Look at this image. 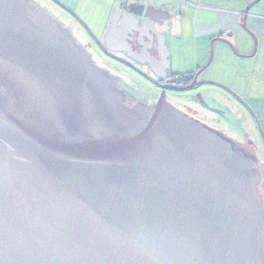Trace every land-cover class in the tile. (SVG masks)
<instances>
[{
  "label": "water",
  "instance_id": "1",
  "mask_svg": "<svg viewBox=\"0 0 264 264\" xmlns=\"http://www.w3.org/2000/svg\"><path fill=\"white\" fill-rule=\"evenodd\" d=\"M155 14L114 8L103 45L161 79ZM112 80L36 0H0V264H264L249 141Z\"/></svg>",
  "mask_w": 264,
  "mask_h": 264
},
{
  "label": "rangeland",
  "instance_id": "2",
  "mask_svg": "<svg viewBox=\"0 0 264 264\" xmlns=\"http://www.w3.org/2000/svg\"><path fill=\"white\" fill-rule=\"evenodd\" d=\"M42 1L45 3H39L40 1L38 3L43 8L48 9L57 20L72 30L78 43L87 48L90 58L97 66L118 79V83L124 89L126 88L132 91L131 93H133V96L144 101L147 100L146 102L149 104L156 102H154V96L150 95L152 93L157 95L158 88L149 85L146 82L147 79H144L142 73H135L132 70H128L122 63L113 58L110 59V57L104 55L100 50L98 45H102V39L93 40L91 34L95 33L94 31H97V25L94 23L95 19L89 17L82 20L84 14L78 13L75 9L73 10L72 7L74 6L71 4L65 3V6L58 4L56 0ZM66 8L70 11L73 10V13H69ZM89 11H92V9H89ZM88 15L91 16V13H88L85 16L87 17ZM96 22H98V20H96ZM256 42L258 43V40ZM209 43L210 40L208 44ZM221 44L222 43L215 44L213 47L214 54L212 62L208 69L201 74V78L203 77V79L206 80L209 74L210 76H213L214 78L209 80L214 83H206L202 87L195 88L190 92L191 97L189 98L193 101H197L201 106H205V111H202L195 106V110L198 108L196 116L200 121L209 124L212 127L211 129L215 131L217 130V132L224 135L231 136L237 140L241 146H246L247 141H249L254 153L258 156L264 171V75L255 74L254 72H251L250 69H254V67L258 68L259 65H264V62H262V59L264 61V52L261 48L263 43L261 42L259 44L260 47L258 45L253 57L241 58L242 56L238 57V55L234 57L236 54L232 55L229 53V59H227V56L221 51V48H225L226 46ZM252 44L251 53L255 46L254 38H252ZM206 50L207 47L204 46L202 56L200 57V59L203 58V61L198 63V66L200 67L206 63L208 59L207 57L210 55V52H206ZM169 56L172 67L170 72L183 74L195 68V66H192V56L191 53H189L188 48L187 51L182 54L184 60H173V53L170 52V50ZM231 59H235L236 61L232 62ZM257 61L259 63L258 66H256ZM256 84L260 85V88H258L259 90L254 88ZM229 86L231 90L233 88L238 93L245 96L243 102L235 98L230 92ZM245 91L247 92L245 93ZM249 92L253 93L255 96L251 97L253 94H248ZM246 106H249V108L251 106L253 113H251Z\"/></svg>",
  "mask_w": 264,
  "mask_h": 264
},
{
  "label": "crops",
  "instance_id": "3",
  "mask_svg": "<svg viewBox=\"0 0 264 264\" xmlns=\"http://www.w3.org/2000/svg\"><path fill=\"white\" fill-rule=\"evenodd\" d=\"M36 1H40L39 3L44 2L42 0ZM253 1L255 0H56L60 5L66 3L74 6L72 7L73 10L75 9L78 13L84 14L82 20L89 17L95 19L94 23L97 25V31L91 33L95 39L104 37L108 29L109 16L114 8L140 5L145 12L162 13L155 15L164 18L165 25L160 30L166 37V44L170 52L173 53V60H184L182 54L188 48L192 56V66H195L194 69L200 67L198 63L203 61V58L200 59V57L204 46L207 47L206 52H210L211 46L213 48L215 44L222 43L226 47L220 48L227 59L230 57L229 53L236 54L234 57L237 55L238 57L242 56L241 58L253 57L261 42L263 43L261 48L264 52V0H259L258 3L250 6ZM248 7L249 9L246 10ZM89 9H92V11H89ZM66 10L73 13V10L70 11L67 8ZM88 13H91V16L86 17L85 15ZM252 38L255 40V51L253 49L251 53ZM209 40L210 43L208 44ZM207 58L209 59V57ZM231 61L235 62L236 60L231 59ZM262 62H264L263 59ZM258 65L257 61L256 66ZM250 69L255 74L264 75V65ZM212 77L210 74L208 75L211 80ZM254 88L259 90L260 85L256 84ZM238 94L240 98L244 99L243 94ZM248 94L252 95L253 93L249 92ZM253 96L255 95L253 94L251 97Z\"/></svg>",
  "mask_w": 264,
  "mask_h": 264
},
{
  "label": "flooded vegetation",
  "instance_id": "4",
  "mask_svg": "<svg viewBox=\"0 0 264 264\" xmlns=\"http://www.w3.org/2000/svg\"><path fill=\"white\" fill-rule=\"evenodd\" d=\"M119 8L122 9L123 11L130 10L135 15L137 13H139V10L142 9L140 7V5L139 6L138 5H127V6H123V7H119ZM109 21H110V16H109V20H108V27H109ZM163 22H165V21H163ZM71 32H72V30H71ZM92 38H93V40H96L94 37H92ZM131 46L134 50H136L138 48L135 42L132 43ZM98 47L100 48V50L103 52L104 55L110 57V59L113 58V59L119 61L128 70H132L135 73H137V72L142 73V75H144L143 76L144 79L148 80V81L146 80V82L149 85H151L152 87L158 88L157 95H155L154 93H152L150 95V96H154V98H153L154 102L158 100L159 96L164 91L165 100L169 105L173 106L175 109L179 110L184 115L191 118L192 120L199 122V123H201V124H203L209 128H212L209 124L200 121V119L196 116L198 108L202 111H205L206 110V109H204L205 106L204 105L201 106L200 104L197 103V101H195V100L193 101L189 98V97H191L190 92L192 90H194L195 88L202 87L206 83H209V84L214 83V82L210 81L209 78H207V80L203 79V77L201 78V74L205 70H207L210 65L207 68H205L204 70H202V69L207 63L202 67H197L196 69H194L191 72L179 74L176 72H170V69H172V67H171V59L169 56V69H165L164 71L166 74L164 75L163 78L159 79L157 76H154L151 72H149L147 67L140 66V65H137V64L131 62L130 60L125 58L124 54H116V53H112V52L107 51L103 45V38H102V45H100V46L98 45ZM151 54H155L154 50L151 51ZM159 72L161 75L163 74V71L162 72L159 71ZM213 78L214 77H212V79ZM117 81H119V80L115 78L114 81L112 80V83L115 84L116 86H118ZM229 88H230V86H229ZM229 88H227V89H229ZM124 90H121L124 102L126 100L132 101V99H134L133 95H132L133 93H131L132 91H130L128 89H126L127 91L126 90L124 91ZM230 92L235 96L236 99L243 102L244 99L240 98V96L236 90H234L233 88L231 90V88H230ZM134 100L136 101V99H134ZM141 100L142 99H137V101H140V102H141ZM151 103H153V102H151ZM195 106L198 107L197 110H195V108H196ZM246 107L249 108V106H246ZM249 110L251 111V113H253L250 108H249ZM229 140L231 142H233L231 139H229Z\"/></svg>",
  "mask_w": 264,
  "mask_h": 264
},
{
  "label": "trees",
  "instance_id": "5",
  "mask_svg": "<svg viewBox=\"0 0 264 264\" xmlns=\"http://www.w3.org/2000/svg\"><path fill=\"white\" fill-rule=\"evenodd\" d=\"M240 150H242L245 154L247 153L245 150H243V149H241V148H240ZM248 156L250 157V155H248Z\"/></svg>",
  "mask_w": 264,
  "mask_h": 264
}]
</instances>
